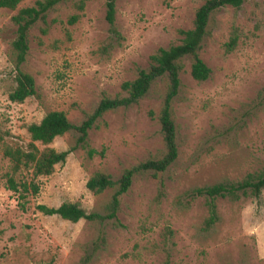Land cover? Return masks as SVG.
Wrapping results in <instances>:
<instances>
[{
  "label": "rangeland",
  "instance_id": "1",
  "mask_svg": "<svg viewBox=\"0 0 264 264\" xmlns=\"http://www.w3.org/2000/svg\"><path fill=\"white\" fill-rule=\"evenodd\" d=\"M37 0H22L16 10L0 8V129L7 141L27 145L28 125L51 111H63L79 125L108 97L125 96L122 85L148 69L161 48L180 44V31L193 28L197 10L207 0H117L116 25L110 32L107 0L78 1L51 11L47 24L30 32L24 70L35 78L40 98L14 103L12 18ZM80 15L70 24L74 15ZM48 27V33L41 29ZM200 58L212 70L198 82L192 57L184 60L181 88L173 102L179 157L165 172L138 174L122 197L118 220L72 223L46 216L38 205L77 202L103 211L113 190L94 195L88 179L102 171L119 179L128 168L160 158L165 145L159 122L168 79L158 80L137 104L109 111L89 132L90 146L105 151L89 159L82 148L71 153L50 176L34 178L22 170L17 181L39 186L25 200L7 189L10 160L0 148V264H264V190L260 201L242 197L217 200L220 220L205 229L206 198L193 190L240 182L264 172V0L227 6L211 20ZM237 37L233 51L227 44ZM73 131L51 147L76 144ZM25 209L22 208V204ZM105 233V240L100 239Z\"/></svg>",
  "mask_w": 264,
  "mask_h": 264
},
{
  "label": "trees",
  "instance_id": "2",
  "mask_svg": "<svg viewBox=\"0 0 264 264\" xmlns=\"http://www.w3.org/2000/svg\"><path fill=\"white\" fill-rule=\"evenodd\" d=\"M22 0H0V8L16 10ZM72 0H37L34 5L20 9L12 18L15 28V38L12 41L14 60L15 86L10 92L9 98L14 103H23L28 98H40L35 78L24 70L30 52V32L39 23L47 24L48 14L61 4ZM88 0H79L78 9L84 11ZM116 1L107 0L106 19L110 26V32L116 37L120 36L116 25ZM245 0H207L196 12L194 26L188 30L180 31L183 35L180 44L169 48H161L151 56V64L148 69H141L136 79L126 81L122 89L125 96L115 98H104L93 113L81 124L70 122L67 114L63 111H51L38 123L28 125L31 141L27 145L10 143L7 134L0 129V148L4 157L11 163V172L6 173L7 189L19 194V200H25L32 191L38 194L39 186L33 181H17L16 176L22 170H32L34 178L50 176L59 164L66 163L69 155L76 149L82 148L86 151L89 159L97 155L104 156L105 151H98L90 146L89 132L97 121L109 111L121 107H130L137 104L151 90L152 86L160 79H168V88L159 115L161 132L165 145V153L160 158L149 159L137 166L128 168L119 179L102 171L94 173L87 181V189L94 195H100L107 190H113V194L103 211H89L77 202H63L58 207L38 205L37 210L46 216H58L63 220L77 223L86 220L92 223L104 225L105 223L118 220L122 197L131 189L134 179L138 174L152 172L154 176L167 171L179 157L178 129L174 119L173 102L179 94L182 82L181 73L185 65L184 60L192 57L191 75L198 82H204L211 77L212 70L200 58L206 38L211 34V20L216 12L231 6L239 9ZM80 15H74L70 24H75ZM42 34L48 33V27L41 29ZM237 37H233L227 44V51L234 50ZM77 132L75 146L58 151L51 147L57 137L69 132ZM264 190V172L250 173L240 182L220 183L205 186L193 190L194 197L206 198L209 215L205 221V229L214 227L220 220L217 200L219 198H230L234 201L242 197H253L260 201ZM22 204V203H21ZM25 209V205H21ZM100 239L105 240L103 232ZM166 264H171L169 256Z\"/></svg>",
  "mask_w": 264,
  "mask_h": 264
}]
</instances>
